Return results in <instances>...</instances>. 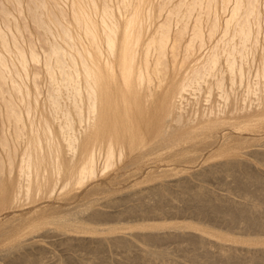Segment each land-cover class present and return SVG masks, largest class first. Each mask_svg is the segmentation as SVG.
Masks as SVG:
<instances>
[{
	"label": "bare ground",
	"instance_id": "bare-ground-1",
	"mask_svg": "<svg viewBox=\"0 0 264 264\" xmlns=\"http://www.w3.org/2000/svg\"><path fill=\"white\" fill-rule=\"evenodd\" d=\"M2 1L12 4L17 14L24 13L27 4L29 19L43 30L46 49L41 58L33 43L29 53L22 48L17 42L19 25L15 23L14 31L12 24L16 16L6 6L0 7V130L4 129L0 135V212L34 202L47 192L84 186L126 158H132L127 167L151 158L165 161L174 168L163 172L172 175L178 167L175 173L195 164L205 151L208 157L221 160L203 168L202 175L228 171L238 183L243 177L245 186L263 190L264 178L249 169L251 165L247 167L250 163L237 160L241 149L255 146L259 139L233 132L264 134V0ZM218 6L224 12L230 10L223 22ZM258 50L260 60L254 68ZM30 59L43 66L49 85L43 111H36L42 95L41 69L31 70ZM185 93L194 95L195 102L185 103ZM247 153L264 163V149ZM157 175L150 174L148 179ZM174 183L197 207L209 208L229 222L241 218L245 225L264 227L257 205L247 206L207 187L191 186L184 177ZM166 188L160 183L145 190L162 194ZM97 191L96 186L87 194ZM142 191L136 189L134 194ZM96 204L93 199L77 214L41 210L16 223L6 221L0 226L3 252L14 251L28 264L37 263L42 258L28 255L23 248L35 245V238L50 225L69 243L84 241L83 234L126 229L122 224L101 227L93 223L104 214ZM225 206L232 208L230 212L222 211ZM88 210L86 220L82 214ZM134 227L146 230L140 236L150 242L186 234L198 239L206 255L264 258L263 236L235 237L198 223L164 227L154 222ZM110 241L128 252V261L144 258L158 264L168 255L147 244L140 247L126 234L96 239L102 246Z\"/></svg>",
	"mask_w": 264,
	"mask_h": 264
},
{
	"label": "rangeland",
	"instance_id": "rangeland-1",
	"mask_svg": "<svg viewBox=\"0 0 264 264\" xmlns=\"http://www.w3.org/2000/svg\"><path fill=\"white\" fill-rule=\"evenodd\" d=\"M2 2L1 3L3 5H0V7L6 6L12 11V13L17 18L16 22L13 21L14 23L12 24H13V28H15V23L16 25H19V29L22 33L21 34L19 31H16L17 33L19 32V34L17 35L19 39V41H17L18 44H20V46L29 53V49L32 47V44L30 43H33V45L35 46L33 47L35 48V51L37 50V53L41 55V58H44L42 57V55H44V50L46 49L44 47H46V45H44L45 42H43L45 41V39L42 38L43 30L41 29L39 30V28L36 27V25L32 22V19L31 20L29 19L30 15L27 10V4L25 5L24 13L17 14L18 11L15 9V7L12 4L10 5V3H8L7 1H2ZM230 6L232 5L230 4ZM55 10H57V8H55ZM217 11L220 14L221 20L223 22L224 19L228 17L230 10L227 9L224 12V10L221 9L220 6H218ZM71 14L72 13L68 9V18L73 22ZM1 17L2 15L0 16V20L2 19ZM15 30L16 28L14 29V31ZM9 35L11 34L9 33ZM20 37H21V41H20ZM260 51L261 50H258L256 52L257 55L254 61L255 64H252L254 68L256 67V65H258V62L260 60ZM31 61L29 63V65L32 66V67L30 66L31 70L34 71L37 69L38 70L41 69V72L39 71L41 77L38 78V80L42 90V95L39 97L38 109L36 111H43L45 108L43 107V103L47 96V94L45 96V92L47 93L48 91L47 88L49 87V85L47 83V79L45 78V72H43L44 69L43 66H41V64L38 63L35 65V62L33 61L31 62ZM37 66L38 67L40 66V69L36 68ZM32 82L33 80L31 79L29 83H31V85L33 86ZM190 94L191 93H185V97H186L184 98L185 103L191 104L195 102V99L193 98L194 95H190ZM31 101L35 105L34 97H32ZM0 111H3L2 106L0 108ZM2 121L3 118L1 117L0 118L1 124ZM1 129H2V125H1ZM3 130L2 131L0 130L1 133L0 135H2ZM6 131H7V127H5V132ZM8 133H9L8 136H11V130L10 131L8 130ZM233 135L235 136L242 135L243 137L246 138L257 137L259 139V141L256 142L255 146H248L241 149L237 155V160H241L243 161V163L244 161H247L246 162L247 164L244 163L246 165L250 163L247 167L251 165L252 167L250 166L249 169H251L255 174L257 175L259 174L258 176L263 179L264 178L263 160H260V162H258L259 157L257 158L254 156L253 158V156L247 152L248 151L250 152L251 149H255V148L264 149V145H263L264 134L254 135L250 133L241 134L240 132H233ZM223 138L221 139V141L223 140ZM208 156H209L208 151H205L204 153L201 152L199 156L200 158L195 164L185 166L184 169L180 171L181 173H175L180 169L178 167L175 171H173L174 174L172 173V175L170 173L163 172V170L174 168L168 166V163L165 161H159L157 159L154 160L151 158L149 160H146L142 164H131V166L127 167V164L129 163L128 161L131 160L132 158L129 159L126 158L124 162L121 163L119 162V164L115 165V167L109 170L106 174L102 176L99 175L97 179H95L92 182H88L84 186L81 187L75 186V189L68 192H61L60 189H58L59 191L58 190L55 191L53 194L47 192L43 195L40 196L38 195L37 199L34 202L33 200L27 201V203L23 202L14 209L1 211L0 226L5 224V222L9 220H10L9 222L14 221V223H16L21 219L30 218L31 216H34L36 212H39L41 210H47V212L49 213L59 211L63 214V212L65 211L64 214L69 212L77 214V212L79 213V210L85 209L87 205H90L94 199V201L97 203L96 207L104 213L103 214L104 216L102 215L100 218H95L94 221H92L93 223H95L98 226L100 225L101 227L122 224V226H125L126 229H124L122 232L120 231H111L107 233L101 232L95 235L83 234L80 237L81 238L83 237L82 239H84V241L73 240L74 242L69 243L63 240L64 237L60 236L61 233L57 228H55L53 225L52 226L50 225V227L47 228L48 229L47 232L44 229L41 231L42 232L41 234L43 235H41V237L39 238H35L36 241L38 240L35 245H28L27 248L25 249L23 248V251L24 250H26L27 252L29 251L28 255L31 254L32 256H34V254H36L37 256H39V257L36 256L37 258H42L41 260H38L37 263L35 262L36 264H152L151 262H149V260L147 261L144 258L141 259L138 258V260L129 259L128 261V258L125 259L126 255H128V252L124 250V248L116 246L115 243H113L114 241H110L103 246L96 242V239L100 237H106V236L113 237L116 235L118 236L120 234H126L128 239H130L134 243L136 242L137 245H140V247H144L147 244L148 246L146 247L148 248L167 251L168 255L165 258H161L160 259L161 261L158 260V264L161 263L168 264V262L169 264L170 262L173 264H264V258H259V257H255L256 258L255 259L251 256L248 257V256L239 255L234 257H228L226 259L225 258L226 256H219L214 251L215 249L213 250L212 247L210 248V250L214 251L215 254L212 253L211 254L212 256L206 255L204 254L205 249L204 247L202 248L199 245L198 239L189 237L186 234L177 237L167 236L168 238L165 237L162 240L156 242H150L146 240L143 236H140L141 232L142 231L146 232V230L134 227L135 224L138 223L155 222L164 225V227L168 226L169 223H181L182 225H185L186 223H196V224L198 223L204 226H210L216 230L225 232L235 237L237 236L244 238H254L258 236L264 237L263 226L255 227V226L245 225V223H243V219L241 218H238V220L234 222H229L221 215H214L212 210L209 208L197 207L195 200L192 199L193 201H191V199L189 198L187 199L188 197L186 196L187 194H185L183 191L181 192L182 188L174 183V180L184 177L185 180L188 181V183L191 186L207 187L209 190H212V192L217 194L218 196H225L231 200L245 203L247 206L257 205L260 208L258 210L259 213H257V215H259V217L264 221V191H263L264 186H262L263 190L261 189V186L258 187L245 186L244 183L245 178L243 177L241 179L242 181L239 180L240 183L239 184L236 180H234V177L232 175H229L228 171H224V173L217 176L207 175L205 177V175L201 174L202 172L201 170H203V168L204 170H207L205 169V167L207 168L208 166L210 167L211 165L214 164L218 165V162H220L219 160H221L220 158H218V156H215L213 158H210ZM98 162H99L98 166H101L102 161H98ZM198 171H200V173H198ZM153 173H158V175L155 176L154 179H148L149 175ZM160 183L164 184L167 187L165 189V192H162V194L153 193L152 191L147 192V190H145L150 186L153 185L155 186ZM96 186L98 187V191L94 193L92 196H89L87 194L88 191ZM136 189L144 190L142 191L143 195L134 194V191ZM181 193H184V195ZM160 197L163 199H161ZM88 201L89 203H87ZM140 204L141 206H138ZM142 206L143 209L140 212L139 210L142 208ZM132 207L134 208L138 207V208L137 210L135 209L134 212H130L129 210ZM231 209H232L231 207L225 206L222 209V211L225 210L230 212ZM89 212L90 211L88 210V213L85 212L84 214H82L83 218H85L86 220L88 219V215L90 214ZM227 243H233V242H227ZM233 244L242 246L240 242ZM3 246L4 245H0V264L29 263L23 257H18L17 255L18 253L16 252L14 253V251H12L13 253L11 252L10 255H7L2 250L4 249L2 248ZM251 246L253 248L258 247L257 245H251ZM39 252H41L42 254L38 255ZM192 254H196V256H192ZM250 257L251 259H249Z\"/></svg>",
	"mask_w": 264,
	"mask_h": 264
}]
</instances>
